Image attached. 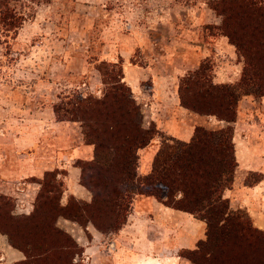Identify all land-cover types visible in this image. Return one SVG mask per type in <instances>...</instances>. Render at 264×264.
Instances as JSON below:
<instances>
[{"label": "rangeland", "instance_id": "obj_1", "mask_svg": "<svg viewBox=\"0 0 264 264\" xmlns=\"http://www.w3.org/2000/svg\"><path fill=\"white\" fill-rule=\"evenodd\" d=\"M33 8V16L24 20L14 35L0 36V148L16 149L25 159L34 154L46 156V169L39 177L0 180V194L8 198L7 209L15 217L14 223H20L17 219L32 210L41 183L47 181L55 186L54 194L61 206L90 201V191L78 182L77 164L91 160L93 151L87 158L70 156L71 150L89 143L83 137L80 123L55 120L52 106L66 105L86 95L100 96L103 73L110 69L107 63L120 60L121 81L129 87L144 127L151 116L145 105L151 84L147 66L156 74L168 76L163 84L169 90L173 85L177 89L178 79L202 61L208 65L206 72L212 82L225 68H231L230 75L237 74L235 80L241 72V57L236 54L233 57L232 51L229 57L225 49L229 43L218 27L220 16L208 7L207 0H41ZM189 61L191 64H183ZM124 72L133 79L130 85L123 79ZM244 90L236 103L234 121L229 123L235 156L241 166L252 163L256 168L252 171L263 176L264 100L253 86ZM183 109L179 119L194 126L216 129L227 124L212 115ZM197 115L196 121H191V116ZM162 134L170 136L165 131ZM154 149L149 147L141 152L139 171L146 169ZM105 159L99 157L102 162ZM70 166L78 169L80 189L77 188L81 191H74L68 183ZM249 172L242 167L234 169V186L226 189L229 206L243 210L257 227L248 211L252 209L254 217L264 226V189L243 192L245 178L251 181L256 177ZM245 197L251 205L240 207L238 199ZM142 198V195L132 197L127 214L136 213L137 226H145L147 222V218H140L139 212L154 210L151 204L142 203ZM54 225L65 234L59 238L61 243L74 251L71 262L69 253L51 251L33 262L23 263V253L12 247L3 234L6 240L0 244V264H107L111 233L115 231L101 232L89 222L81 226L62 216L55 218ZM13 227L23 229L17 224ZM7 245L21 253L20 259L11 261L2 254Z\"/></svg>", "mask_w": 264, "mask_h": 264}, {"label": "trees", "instance_id": "obj_2", "mask_svg": "<svg viewBox=\"0 0 264 264\" xmlns=\"http://www.w3.org/2000/svg\"><path fill=\"white\" fill-rule=\"evenodd\" d=\"M39 1L0 0V36L14 35ZM207 5L220 16V34L241 57L240 75L214 83L202 61L178 79L176 92L183 108L227 124L216 129L195 125L187 141L164 136L153 121L144 127L130 89L121 81L120 60L107 63L100 96L52 106L55 120L78 121L92 144L94 157L77 164L78 182L90 191V201L61 206L55 186L47 181L41 183L32 210L14 223L8 198L0 194V233L23 253V263L51 251L69 253L71 262L74 251L59 240L65 234L54 225L57 216L81 226L89 222L101 232L116 231L126 220L132 197L142 195L204 222L203 239L193 249L180 250L181 257L194 264H264V230L253 226L243 210L232 209L223 195L236 166L229 124L236 103L246 86L264 95V0H207ZM149 147L155 148L149 164L139 171L140 154ZM100 156L106 157L104 162ZM249 173L256 177L245 178L248 186L262 178L261 172Z\"/></svg>", "mask_w": 264, "mask_h": 264}, {"label": "crops", "instance_id": "obj_3", "mask_svg": "<svg viewBox=\"0 0 264 264\" xmlns=\"http://www.w3.org/2000/svg\"><path fill=\"white\" fill-rule=\"evenodd\" d=\"M225 49L230 58L232 57L230 51H232L233 57L235 56V52H233L234 48L230 44H226ZM187 63L183 62L185 66L191 64L190 61ZM147 69L149 70L151 82L148 101L145 104L149 108L151 115L149 121H153L160 131H165L172 137L187 141L192 133L194 123L179 119L180 116L178 114H180V111L184 112V109L179 105L176 85H173L171 90L165 88L166 84L163 83H166L165 81L168 76L165 73L156 74L148 66ZM126 74L124 72L125 76L123 79H126V82L130 85L133 79ZM230 74L231 68L220 70L216 74L217 77L213 78V81L229 82L235 80L237 74L235 76ZM157 81L163 82L156 85L157 83L155 82ZM261 99L264 100V96ZM196 117L199 116H191V121H196ZM16 152V149L5 151V149L2 150L0 148V180L12 181L27 176L39 177L42 171L46 169L45 155L34 154L25 159L24 155ZM91 153L92 146L84 143L71 150L70 156L87 158ZM235 160V168L242 167L248 171L256 169L252 163L249 164L248 162H245L246 164H242L241 166L237 155L235 156ZM67 172L69 175V185H73L74 191H81L78 190V188L80 189V185L77 184L78 169L70 166ZM232 185L234 186V179ZM257 189H264V175L254 185L248 186L245 184L243 186L244 194H249ZM227 191H224L223 195L228 198ZM73 194L76 195L75 192ZM142 197V203H145V205L151 204L154 210H142L139 212L140 218L143 220L147 218L145 226L136 225V213L134 214L133 211L127 215L123 225L111 233L112 240L110 242L111 247H109L110 252L108 253L107 264H191L190 261L179 255V251L182 249H193L197 241L203 239L204 222L194 218L185 211L165 206L151 196ZM238 200L240 207L250 204L248 197ZM149 205L146 207L149 208ZM248 211L253 215V223L257 227L264 229L262 221L254 217L255 212L249 208ZM4 240H6L5 237L0 233V244ZM2 249L4 250L2 254L11 259V261H16L21 257V253L9 245Z\"/></svg>", "mask_w": 264, "mask_h": 264}]
</instances>
